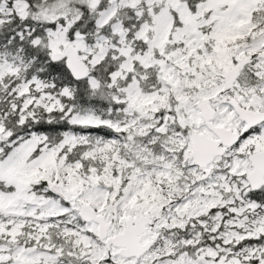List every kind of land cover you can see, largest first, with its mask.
I'll return each instance as SVG.
<instances>
[{
	"label": "snow or ice",
	"instance_id": "obj_1",
	"mask_svg": "<svg viewBox=\"0 0 264 264\" xmlns=\"http://www.w3.org/2000/svg\"><path fill=\"white\" fill-rule=\"evenodd\" d=\"M0 264H264V0H0Z\"/></svg>",
	"mask_w": 264,
	"mask_h": 264
}]
</instances>
